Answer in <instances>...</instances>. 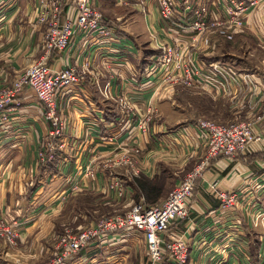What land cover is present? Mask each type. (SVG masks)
<instances>
[{"label":"crops","instance_id":"1","mask_svg":"<svg viewBox=\"0 0 264 264\" xmlns=\"http://www.w3.org/2000/svg\"><path fill=\"white\" fill-rule=\"evenodd\" d=\"M124 1L127 2L124 6H130L131 10L116 17L114 23L101 12L105 21L116 28L114 41L75 29L66 51L45 53L44 29L35 23L40 0H0V89L9 87L18 74L38 61L53 72L74 68L81 73L79 84L60 89L55 95L57 113L63 122L58 137L49 134L43 108L29 89L20 94L21 104L10 122L0 125V216L19 223L16 248L0 241V264L51 263L60 237L94 223L71 205L75 195H102V207L120 212L137 199L129 185L132 178L142 175L154 182L164 174L168 180L172 168L188 167L189 162L195 163L191 170L202 162L206 164L187 200L188 216L169 228V232L186 243L187 264H261L264 0H244L256 4L249 9L243 30L237 33L234 42L226 43V48L219 43L212 54L190 51L188 56L197 66L211 72L209 66L215 64L226 80L222 87L187 89L204 94L198 95L197 103L182 94L185 89L177 86L173 89L162 82V70L155 64L161 51L153 47L149 38L153 32L169 43L176 39L187 42L189 37L178 33L191 16L180 19L179 9L173 21L166 24L153 3L144 11L134 0H92V3L101 9L107 3L119 7ZM201 1L210 17L222 13L226 0ZM68 3L69 0L62 6L60 20L66 15ZM119 98L129 102L131 118L122 113ZM208 99L213 102L211 106ZM221 105L225 109L220 111ZM191 106L206 115L209 106L217 109L210 116L219 119L222 113L219 120L227 123L249 120L261 140L249 144L246 151L233 158L207 159L206 140L187 109ZM149 111L152 114L147 120ZM47 141L55 146L51 153L44 152ZM131 145L140 149L132 167L104 166L119 157L123 147ZM88 170L94 172V177H86ZM111 177L121 181L122 199L106 190ZM169 186H164L155 205L165 200ZM71 187L77 189L72 192ZM220 192L235 194L237 202L223 209L218 199ZM138 201L143 202V198ZM145 261L143 235L120 231L91 241L64 264H145ZM161 264L173 263L165 257Z\"/></svg>","mask_w":264,"mask_h":264},{"label":"built area","instance_id":"2","mask_svg":"<svg viewBox=\"0 0 264 264\" xmlns=\"http://www.w3.org/2000/svg\"><path fill=\"white\" fill-rule=\"evenodd\" d=\"M65 1L67 0H40L41 9L35 23L44 29L42 45L45 53L54 50L66 51L75 29L110 42L116 39L115 26L105 21L92 0H69L66 15L60 20L59 13ZM134 1L142 11L146 10L148 5L155 4L159 18L166 24L173 21L179 9L182 11L180 19L191 16L187 23L179 27L178 33L189 37L187 42L176 39V42L169 43L156 33L151 32L149 35L153 47L161 51L155 64L162 70L164 84H169L173 89L177 86L189 90L194 87L224 85L226 80L221 69L212 64L209 66L211 72H206L188 55L190 51L196 50L205 53H210L208 50L214 51L215 42L210 43L211 34H214V38L223 36L232 40L234 35L243 30L245 17L249 9L256 4L255 1L226 0L222 3V13H213L210 17L201 0ZM121 4L126 5L127 2ZM80 74L74 68L53 72L43 61L30 65L9 87L0 89V125L10 122L11 116L18 111L21 104L18 100L20 94L29 89L43 108L44 119L50 127L49 134L58 137L62 132L63 122L57 113L55 95L60 89L79 84ZM104 95L107 96L106 92ZM117 101L124 111L122 113L131 118L133 111L130 110L129 102L124 98ZM151 114L152 111H149L147 120ZM196 127L206 140L207 159L219 156L233 158L246 151L249 144L261 140V137L253 132V125L249 120L222 126L200 119ZM54 148L51 141L44 144V152L51 153ZM121 150L119 157L114 158L112 166L132 167L140 155L139 147L127 146ZM205 164L202 162L187 173L161 204L146 207L142 201L135 202L122 215L100 218L75 234L68 233L60 237L55 258L49 264H64L66 259L86 248L91 241L120 231H136L143 235L146 245L145 264H161L165 257L173 264H187V245L174 233L169 232V228L172 223L188 216L187 200L191 197L196 182L201 179ZM92 175L93 171L88 170L86 177ZM76 189L71 187L72 192ZM109 190L115 191L118 196L123 194V188L117 178L110 182ZM218 199L223 209L237 202L235 194L224 192L218 193ZM18 227L17 220L0 217V239L9 245H16L19 238ZM261 264H264V257Z\"/></svg>","mask_w":264,"mask_h":264},{"label":"rangeland","instance_id":"3","mask_svg":"<svg viewBox=\"0 0 264 264\" xmlns=\"http://www.w3.org/2000/svg\"><path fill=\"white\" fill-rule=\"evenodd\" d=\"M128 7L130 6H124V4H122L121 6L119 7H115L114 4H108L107 3V6H103L101 9H98L100 12L102 13H105L107 15V18L108 20L112 21L113 23L115 22V18L118 17V16H122L123 14L124 15H127V13H129V11L131 9H129ZM129 10V11H127ZM237 35V34H236ZM234 35V37L236 36ZM234 37L232 38V40H229L225 37H217V38H214V34H211L210 35V43L212 42H216L215 43V49L218 48V45L219 43L224 47L226 48V43H231V42H234ZM215 51V50H214ZM208 52H210L211 54L213 53V51L211 50H208ZM26 70V69H25ZM24 70V71H25ZM23 71V72H24ZM22 72V73H23ZM19 76V74H18ZM17 76V77H18ZM182 88V87H181ZM184 89V88H183ZM182 89V90H183ZM182 94L185 96L186 95V98L190 99L191 102L193 103H197V101L200 99L198 97V95H204L202 93H199L198 91H189L187 89H185V91L182 92ZM208 97V96H207ZM207 102L210 104V106L213 104V102L211 100H207ZM208 108L207 110V115L206 114H201L199 111L200 108L198 107H195L194 106H191L189 108H187L189 110V113L191 114V116L193 117V123H196L198 120L200 119H203L205 121H208V122H211V123H214L216 125H222V126H226V125H229V124H232V123H227V121H223V120H219L221 117H223V114L221 113L220 115H218L219 119H215L213 118L214 116H210V113L216 111L217 109H212V108ZM225 108L222 107V105L219 107V110H224ZM216 117V118H218ZM234 122H237L236 120H234ZM131 146H137V145H131ZM112 162H114V159L111 160V161H108L107 163H105L104 166L106 165H110L108 167H110V169H117L119 168V166L117 167H114L112 166ZM194 162H189L188 163V167H183L181 169H178V168H175V169H171L172 170V177L171 178H168V186L169 184L171 186H169V192L167 193V196L168 194L170 193V191L177 185L179 184L182 179L184 178V176L186 175V172H188L189 170H191V168L194 166ZM120 167H126V166H120ZM169 167V166H168ZM189 173V172H188ZM94 177V172H93V175L92 176H89L88 178H92ZM114 179H116V177H111L110 180L108 181L107 185H106V190L113 194L115 197H117L118 199H122L124 197V194H122L121 196H118L117 193L115 191H112V190H109V184L110 182ZM118 179V178H117ZM119 180V179H118ZM120 181V180H119ZM180 181V182H179ZM178 182V183H177ZM120 184L122 186V183L120 181ZM167 186V187H168ZM123 188V186H122ZM124 190V188H123ZM69 196V195H68ZM101 196L102 195H92V194H77L75 195V197L71 200L72 204L74 206V209H76L79 213H86L88 215L89 218H91L92 220H94V222L100 218H103V217H110V216H113V215H122L124 213H126L128 209L126 210H122L120 212H114V208H108V207H102L100 204L102 202V199H101ZM166 196V197H167ZM166 199V198H165ZM138 200H135V202H137ZM133 202V203H135ZM139 202V201H138ZM2 217V216H0ZM84 228H87V227H84ZM83 228V229H84ZM19 229V227H18ZM18 233H19V230H18ZM0 241L2 243H4L5 245H7L8 247H11V248H16L17 245H18V241H19V238L18 240L16 241V245H9L8 243H6L4 240L0 239ZM146 247V245H145Z\"/></svg>","mask_w":264,"mask_h":264},{"label":"trees","instance_id":"4","mask_svg":"<svg viewBox=\"0 0 264 264\" xmlns=\"http://www.w3.org/2000/svg\"><path fill=\"white\" fill-rule=\"evenodd\" d=\"M160 54V53H159ZM129 185L135 190V200L143 198L146 207H152L157 203V199L162 195L165 187H167V180L165 175L161 174L157 181H149L142 175H139L129 182Z\"/></svg>","mask_w":264,"mask_h":264}]
</instances>
